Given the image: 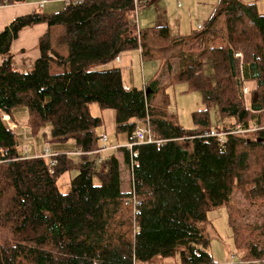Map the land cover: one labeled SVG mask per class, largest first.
<instances>
[{
	"label": "trees",
	"instance_id": "1",
	"mask_svg": "<svg viewBox=\"0 0 264 264\" xmlns=\"http://www.w3.org/2000/svg\"><path fill=\"white\" fill-rule=\"evenodd\" d=\"M61 1V11L19 17L0 33V264H264V224L243 232L234 217L235 193L264 204V13L259 0H219L208 28L194 36L172 35L167 26L139 29V5L158 0ZM221 17L225 44L207 48L204 36ZM39 24L49 26L39 42L41 56L27 73L20 72L13 66V43L21 31ZM215 36L224 39L222 32ZM191 40L198 41V52L185 51ZM128 51H139L144 62H158L161 69L177 61L170 85L162 87L157 73L144 87L127 91L116 60ZM177 84L202 95L204 108L192 115L191 130L169 116V98L154 104L161 91ZM94 103L115 110L117 130L128 140L142 122L154 140L163 142L136 148L130 194L121 189L116 159L123 152L128 168V150L118 148L98 162L97 129L104 121L91 114ZM21 107L27 109L30 136L46 139L44 131L51 127L46 145L73 140L76 150L51 159L25 158L3 120V115L13 120ZM239 126L245 133L228 134L223 141L205 136ZM90 156L98 159L92 162ZM75 166L79 175L64 194L58 180ZM131 197L141 201L140 215L126 204ZM219 207L228 212L240 261L234 255L232 263L217 262L210 252L208 215Z\"/></svg>",
	"mask_w": 264,
	"mask_h": 264
},
{
	"label": "rangeland",
	"instance_id": "2",
	"mask_svg": "<svg viewBox=\"0 0 264 264\" xmlns=\"http://www.w3.org/2000/svg\"><path fill=\"white\" fill-rule=\"evenodd\" d=\"M182 2L183 8H177V0H158L152 3L151 6H147L146 4H140L137 9V14L135 19L137 21L139 29H147L151 27H162L169 23L172 27H176L181 18H183V23L186 26L187 35H190V27L195 30L200 20L196 18V9L200 8L198 0H189L190 4L185 3L184 0H180ZM217 3L216 5L218 4ZM249 1V0H246ZM193 2V4H192ZM6 5V4H0ZM43 6L38 8V11L49 13V10L55 9V11L59 12L63 9V3L61 2H52V0H46ZM258 6L261 13H264V0L258 1ZM202 7V6H201ZM42 8V9H41ZM59 9V10H56ZM55 12V13H57ZM214 13V9H213ZM224 17L219 19L217 23V27L220 29L219 33H224V39L221 37L215 42L217 47H222L221 45L225 44L226 39V31H225V22ZM202 27L205 26L204 23H200ZM204 30H199V34H202ZM137 52V51H136ZM131 55H126L125 62L122 65H119L122 71L123 81L128 83L133 87H141L143 83H149V81L159 73L158 80L160 85L163 87L169 86L172 78L174 79L175 73L178 71V62L175 61L172 65H163L162 69L158 62L154 61H143L141 59L140 53L137 52V55L134 56L130 51L127 52ZM135 57V58H133ZM169 98L167 102L169 103L168 112L169 116H173L174 119L184 125L187 130H191L193 128L194 123L192 119V115L200 111L204 108L202 95L199 92H190L188 87L183 85H175L165 92H160L158 97L155 99V103L157 106H161V102L164 99ZM26 113L17 114L16 120L17 122L25 121L27 109L26 107H22ZM91 114L93 116L101 117L104 121L103 125L97 129L98 135H107L108 136V147L109 149L104 152L101 157L111 156L110 153L117 152V148H112L111 146L114 144H125L128 141V135L126 133H119L117 130L116 123V112L113 109H101L100 106L96 103L91 105ZM28 118V114H27ZM3 120L5 124L8 126L10 124V120L3 115ZM13 123V122H11ZM14 123L18 126V123L14 121ZM217 123V120H213V125ZM10 129V128H9ZM12 131V130H11ZM22 128L18 126V131L21 132ZM13 132V131H12ZM245 133V132H244ZM100 135V136H101ZM245 135V134H243ZM18 145H22V135L19 137L16 135ZM101 136V137H102ZM48 142L49 140L46 139ZM53 150L61 151L62 153L65 151H75L76 145L73 140L60 144V143H49ZM100 147L101 138L99 141ZM53 152V151H52ZM97 156H90V160L93 162L97 160ZM78 160L81 161L79 158ZM78 165V164H77ZM97 170H100L99 165H95ZM128 174L127 172H125ZM79 175V169L77 166L74 169L63 175L58 180V186L62 193L67 194L71 190V182L74 178ZM128 193H130V188L128 189ZM235 209H237V213L235 214L236 226L241 227L243 232H248L246 230L247 227H256L264 224V204H252L245 199V196L242 192L235 193ZM228 212L226 208L219 207L213 209L208 215V223L213 227L212 234H209L211 240V250L213 257L217 262L227 263L228 261L231 263V258L236 256V260L240 261L242 259L241 252L238 253V250L234 246L233 234L231 229L228 226ZM250 234V233H249ZM245 237L248 238V233L245 234ZM235 248V249H234ZM178 261V259H176ZM163 264H174L172 260H163L161 261Z\"/></svg>",
	"mask_w": 264,
	"mask_h": 264
},
{
	"label": "crops",
	"instance_id": "3",
	"mask_svg": "<svg viewBox=\"0 0 264 264\" xmlns=\"http://www.w3.org/2000/svg\"><path fill=\"white\" fill-rule=\"evenodd\" d=\"M249 1L252 2L254 0H249ZM44 2H46V0H25V2L22 4L2 5V6L0 5V33H2L5 30V28L9 25V23L12 22L13 20H15L19 17H23L26 15L32 14L33 12H36V11L39 12L38 8L43 7V6L44 7L47 6V5H43ZM49 2H50V0H49ZM52 2L63 3V8H64V1L54 0ZM184 2L185 3L187 2L188 4H190L189 0H184ZM198 2H201V0H198ZM216 3H217V0H202V2L200 4L198 3V6H200V8H198V10L196 9V11H197L196 18H198L200 20V23L205 24V26H204L205 28H208V23L214 14L213 9H214V11L216 10ZM177 4H178L177 5L178 9L183 8L182 2L180 0H177ZM192 4H193V2H192ZM56 10H59V9H56ZM55 12H57V11H55V9H53V10H49V13H47V14H53ZM43 13H45V12H43ZM200 23H198V25ZM198 25L195 28V30L190 27V33H189L190 35H187V30H186V26L183 23V18L180 19V21L176 27H172L169 23H167L165 26H167L169 28L172 35H175V36H194V35H199ZM219 31H220V29L217 26H215L214 29L212 28L210 33H206L204 36V46H206L207 48L217 47V44L215 42L218 40L219 37L216 38L215 35L217 33H219ZM48 32H49L48 24H39V25H36L32 28H28V29H25V30L20 32L17 40L13 43V47H12V54L14 56L13 66L16 70H18L20 72L27 73L31 69V67L34 65V63L41 56V52L39 49L40 39L43 36L47 35ZM184 49L187 52H191V51L198 52L200 50V47H199L197 40H191V41L185 43ZM130 52L133 53L134 56L137 55V52L140 53L139 51H137V52L136 51H130ZM126 55H131V54H128L127 52L123 53L121 55V63L119 65H122L125 62ZM140 56H141V54H140ZM133 58H135V57H133ZM141 59H142V57H141ZM3 63H4V58L0 56V67L2 66ZM158 77H159V75H158ZM122 80H123V77H122ZM123 84H124V87L134 88L133 86L129 85L128 83H126L124 81H123ZM145 84L146 83H143V85L141 87H144ZM21 108H18L14 111V113H13L14 119L13 120L16 123H18V126L20 128H22L21 132L25 133V132H28V130L26 129L27 128L26 124L28 122V118H27L28 113L26 114V120L25 121L17 122V120H16L17 114L26 113V111L24 109H21ZM5 116L11 122L14 123V121L11 119L10 116H7V115H5ZM179 125H180V127L184 128V125H182L181 123H179ZM44 132L46 134L48 133L51 137L52 128L48 127L45 129ZM105 136H107V135H105ZM34 139H35L34 142L33 141H26L25 138L22 137V142H24L25 144H28L32 148L31 153L35 154L33 156H37V155L40 156L43 154V151H44L45 146L47 144L46 143L47 138L45 139L43 136H38V137H35ZM128 142H129V140L125 144H127ZM24 143H22L21 146L19 145L20 149H21V147H23ZM125 144H122V145L114 144L111 147L117 148V150H118V148H122ZM50 151L51 152L53 151L52 153L55 155L72 152V151H65L62 153L61 151H58V150L54 151L51 146H50ZM115 152H113V153H115ZM113 153H110V154H113ZM116 159L121 163V172H122L121 189L124 193H128V189L130 188V177H129V174L125 173V172H127V167L124 164L123 152H121V153L118 152L116 155Z\"/></svg>",
	"mask_w": 264,
	"mask_h": 264
},
{
	"label": "built area",
	"instance_id": "4",
	"mask_svg": "<svg viewBox=\"0 0 264 264\" xmlns=\"http://www.w3.org/2000/svg\"><path fill=\"white\" fill-rule=\"evenodd\" d=\"M137 2H138V0H136V3ZM198 30H205V27H202L199 24L198 25ZM116 61L118 63H120L121 62L120 57L117 58ZM125 89L127 91L130 90V88H128V87H125ZM246 92L247 91L245 90V93ZM8 125H9L10 130H12L13 133L18 135L19 137L24 135V138H25L26 141H33V142L35 141L34 137L30 136L28 134V132H25V133L17 132L18 131V126L16 124L10 122V124L8 123ZM241 133H244V132H243V129H241L240 126H239V127L236 128V130H233L232 132H227V133L223 134V133H216V132L210 131L205 136L206 137H218V138H220L221 141H223L222 138L224 136H227L228 134H241ZM46 135H47V139L49 140L51 138L50 135L48 133ZM101 144H102V147L98 151L95 152V154L100 155V158H99L98 162H102L104 157L102 158L101 155L109 149V147L107 145L108 144V137L107 136L103 135L101 137ZM142 144H157L158 146H161L163 144V142L154 140L153 135H152L151 130L148 127V125L140 122V124L137 126L135 134L133 135L131 140H129V142L123 146L125 149L128 150V152L130 153V156H131V163H130V166L127 168V172L129 174V177L133 173L134 167L138 166L137 162L134 159L138 155V151H136V148L138 146L142 145ZM22 149H23L25 158L45 157V158L51 159V158H53L55 156V154H53L50 151V146H48V145L45 146L43 154L40 155V156H38V155L37 156H33L35 154L31 153V148H30V146L28 144L24 143ZM54 164L55 163L52 162V166H54ZM126 204L133 207L135 216L141 214V209L140 208L142 206V203L136 197L128 198L126 200ZM232 260H233V258H231V260H230L231 263H232Z\"/></svg>",
	"mask_w": 264,
	"mask_h": 264
},
{
	"label": "water",
	"instance_id": "5",
	"mask_svg": "<svg viewBox=\"0 0 264 264\" xmlns=\"http://www.w3.org/2000/svg\"><path fill=\"white\" fill-rule=\"evenodd\" d=\"M150 93V90L148 89V94Z\"/></svg>",
	"mask_w": 264,
	"mask_h": 264
}]
</instances>
